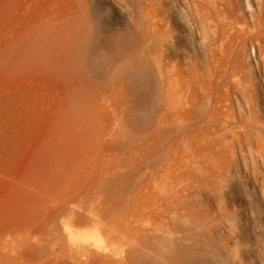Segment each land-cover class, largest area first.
<instances>
[{"label":"bare ground","instance_id":"bare-ground-1","mask_svg":"<svg viewBox=\"0 0 264 264\" xmlns=\"http://www.w3.org/2000/svg\"><path fill=\"white\" fill-rule=\"evenodd\" d=\"M62 1L72 23L58 109L96 132L92 161L69 188L0 231V264H28L29 256L41 259L33 264H264V245L249 259L234 228L206 217L200 195L235 145L264 153L263 128L238 124L229 106L232 90L251 95L242 76L249 48L264 75V0H247V17L234 0H188L183 36L198 37L199 49L186 66L156 19L162 0L144 8L137 37L116 33L93 0ZM18 226L32 231L35 250Z\"/></svg>","mask_w":264,"mask_h":264},{"label":"rangeland","instance_id":"rangeland-1","mask_svg":"<svg viewBox=\"0 0 264 264\" xmlns=\"http://www.w3.org/2000/svg\"><path fill=\"white\" fill-rule=\"evenodd\" d=\"M246 1L234 0L237 13L244 17L249 12ZM93 2L110 18L116 33L137 37L144 22V8L151 0ZM187 4L188 0H162L156 7V19L169 33L171 44L178 47L177 60L183 66L199 49L198 37L183 36L187 32ZM71 16L72 11L62 0H0V231L20 223L43 199L69 188L84 176L88 169L85 165H91L96 132L69 124L58 109L62 79L68 69L63 54L69 42L66 29L72 23ZM105 53L109 54L107 50ZM256 54L255 47L249 48L242 72L251 95L232 90L229 106L235 122L257 123L264 132V75L257 71ZM94 56L97 60L101 57L99 53ZM254 151L250 155L246 146L239 150L235 145L232 156L227 154L221 160L223 174L210 182L203 181L200 191L206 217L221 227L234 228L239 243L250 251L249 259L255 258L257 245H264V153ZM35 157L46 164L38 165ZM35 176L37 179L32 178ZM59 181L62 185L57 184ZM50 182L58 187H51ZM22 186L27 187L23 189L27 193H22ZM16 233L35 250V236L29 228L18 226ZM37 261L41 259L29 256L27 263Z\"/></svg>","mask_w":264,"mask_h":264}]
</instances>
